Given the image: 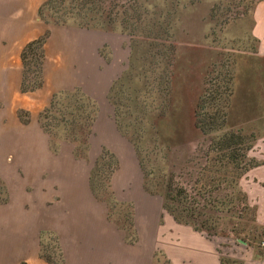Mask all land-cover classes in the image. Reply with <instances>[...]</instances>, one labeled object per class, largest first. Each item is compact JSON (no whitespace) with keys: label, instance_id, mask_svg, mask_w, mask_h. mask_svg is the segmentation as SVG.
<instances>
[{"label":"rangeland","instance_id":"1","mask_svg":"<svg viewBox=\"0 0 264 264\" xmlns=\"http://www.w3.org/2000/svg\"><path fill=\"white\" fill-rule=\"evenodd\" d=\"M24 1L0 0V232L18 230L15 220L22 217L26 222L31 219L30 230L36 227L38 233L39 217L29 212L40 202L49 207L59 199L61 185L77 178L96 185L92 205L108 208V223L126 243L132 247L145 243L148 264H166L149 227L152 222L158 229L166 217L174 218L165 208L173 177L186 189L196 211L190 226L195 224L217 242L227 264H242L254 247H261L263 228L251 195L264 170L255 167L242 173L239 165L227 162L222 152L212 148L210 136L196 127L194 115L216 76L230 74L233 94L227 128L254 133L257 140L248 158L264 161V51L252 35L254 7L264 0H55L51 4L41 0L35 18L45 24V53L49 48L52 64L68 69L62 87L50 88L47 82L43 91L86 88V78L79 76L83 36L101 40L102 61L116 65L108 92L96 99L94 126L79 143L63 139L69 137L64 127L53 129L55 136L43 128L41 116L51 95L42 102V90L20 91L16 72L22 70L23 78V61L6 36L16 19L26 17L19 9ZM29 60L26 76L32 81L36 65L33 57ZM102 116L113 128L116 125L114 135L110 132L111 143L134 147L136 169L130 162L122 164L104 143L100 133H108L109 126L98 127ZM104 148L119 160L110 188L108 174L115 159ZM114 186L124 193L121 196L132 194L133 199L118 198ZM140 194L155 207V221L148 211L139 221L143 239L135 201ZM39 245L45 260L62 264L56 232L39 231Z\"/></svg>","mask_w":264,"mask_h":264},{"label":"crops","instance_id":"2","mask_svg":"<svg viewBox=\"0 0 264 264\" xmlns=\"http://www.w3.org/2000/svg\"><path fill=\"white\" fill-rule=\"evenodd\" d=\"M40 2L41 0L24 1L19 9L20 14L26 17L16 19L6 36L10 38V43L18 57H21L22 50L28 42L45 32L44 22L35 18L36 8ZM253 18L252 35L258 40L260 49L264 51V1L258 2L254 7ZM95 41L86 39L85 36L80 39L82 52L79 55V62L81 63L79 76L86 78V81L83 82L86 88L83 90L95 100H99L106 95L116 75V65L113 63L117 62V57L111 63L113 66H110L109 63L104 64L100 54H98L101 40L99 43ZM86 45V49L90 53L88 57L84 55ZM94 51L96 52L95 56L92 55ZM49 52L51 50L46 48L44 66L46 83L44 82V85L48 82L50 88L54 85L62 87V79L68 69L66 70L61 64L53 65L49 59L51 56ZM21 67L22 65H20ZM21 71L20 73L16 72L19 87L22 81ZM40 90L42 92H39ZM37 91L39 92V100L42 102H45L49 95L52 98L54 94L50 93L49 88L43 91V87L30 93H37ZM101 121L98 127L109 126L108 133H100L104 143L118 155L122 164L123 162H130L132 167L136 169L134 147L130 145L117 147L114 142L111 143L110 132L112 130L114 135L116 125L113 123V128L105 117ZM258 167L264 170L261 165ZM135 172L139 174L138 170ZM259 179L261 182L255 184L251 200L253 206L256 207L257 221L262 226L264 234V174ZM138 187H140L139 184ZM114 190L117 197L122 200L131 201L133 199L132 194L121 196L124 193L119 192L117 187ZM58 192L59 199L53 200L49 207L48 205L42 207L43 202H40L39 207L34 206L36 209L29 212V216L36 215V218L39 217V223L36 224L38 233L35 232L36 227H34L35 230H30L33 221L28 219L27 223L22 221V217L18 222L15 220L18 230L0 232V264H51L40 254L39 231L43 229L53 230L59 235L64 254L63 264H148V246L140 242V244L132 247L133 245L126 243L125 237L108 223V208L103 205L99 208L92 205V186L79 182L76 178L70 184H62ZM7 196L9 199V192ZM146 198L140 194L135 200L138 229L142 239L144 233L140 228L139 221L142 219L143 213L148 211L149 217H153L152 220L155 221V207L150 203L148 204ZM150 225L152 228L149 227V229L154 231L158 248L173 264H224L217 248V242L204 233L195 230L192 226L179 223L171 216L166 217L158 229L155 228L154 223L151 222ZM242 264H264V247L262 245L259 248L254 247L250 254L243 259Z\"/></svg>","mask_w":264,"mask_h":264},{"label":"trees","instance_id":"3","mask_svg":"<svg viewBox=\"0 0 264 264\" xmlns=\"http://www.w3.org/2000/svg\"><path fill=\"white\" fill-rule=\"evenodd\" d=\"M55 0H49L53 3ZM65 1V0H61ZM101 2L103 0H96ZM47 36L42 34L28 42L22 50L21 58L23 61L24 72L21 81V92H33L44 85V66L46 61L45 45ZM32 55V56H30ZM33 57L36 65V79L32 81L26 76L29 69L30 60ZM222 80V83L217 82ZM209 80L208 83H212ZM68 91V92H67ZM65 96L63 97V93ZM233 94V78L230 74L219 73L213 86H208L204 94L200 97L195 108V125L200 131L210 136L212 148L217 152H222L224 159L229 163L239 165L242 173L251 168L264 164V161H256L248 158V151L253 148L257 140L254 133H244L242 130L228 129V114ZM63 100H66L63 101ZM98 114V104L94 98L88 95L83 89L60 90L53 94L49 105L42 113V126L50 136H55L53 129L64 127L68 131L69 137L63 139L79 143L87 137L94 126ZM106 149V148H104ZM76 152V156L78 152ZM106 153L111 154L115 159L113 166L109 169L107 188L111 187L110 178L119 167L117 156L108 148ZM168 184L166 194L167 202L165 208L171 213L174 219L182 224H193L195 219V209L190 206V196L186 189L174 182L172 177ZM4 187V184H2ZM93 190L96 185L91 182ZM5 190V189H4ZM7 200V198H6ZM195 230L200 231L194 224ZM165 263L173 264L164 254ZM224 264L226 261L221 257ZM51 263L50 260H47ZM52 264V263H51ZM63 264V261H62Z\"/></svg>","mask_w":264,"mask_h":264},{"label":"built area","instance_id":"4","mask_svg":"<svg viewBox=\"0 0 264 264\" xmlns=\"http://www.w3.org/2000/svg\"><path fill=\"white\" fill-rule=\"evenodd\" d=\"M261 245L264 247V234H263L262 239H261Z\"/></svg>","mask_w":264,"mask_h":264}]
</instances>
